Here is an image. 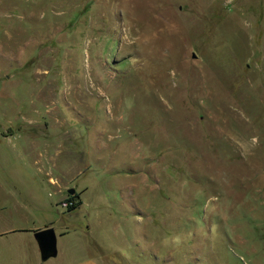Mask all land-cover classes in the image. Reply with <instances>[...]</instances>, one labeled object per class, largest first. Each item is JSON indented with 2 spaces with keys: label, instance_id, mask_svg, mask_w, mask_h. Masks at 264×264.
<instances>
[{
  "label": "rangeland",
  "instance_id": "374dc122",
  "mask_svg": "<svg viewBox=\"0 0 264 264\" xmlns=\"http://www.w3.org/2000/svg\"><path fill=\"white\" fill-rule=\"evenodd\" d=\"M0 156L104 264H264V0H0Z\"/></svg>",
  "mask_w": 264,
  "mask_h": 264
},
{
  "label": "crops",
  "instance_id": "0c3cea01",
  "mask_svg": "<svg viewBox=\"0 0 264 264\" xmlns=\"http://www.w3.org/2000/svg\"><path fill=\"white\" fill-rule=\"evenodd\" d=\"M26 157L14 156V159L21 162ZM7 160V156H0V264H104L98 256L89 252V244L85 239L75 243L64 240L77 228L59 226L60 231L57 233L59 210L54 208L50 192L46 197L40 194L46 187L42 189L33 184H13L12 173L21 171L10 174L6 170ZM50 170L41 168L36 172L44 177L45 182L56 187L54 193H59V181L52 177ZM23 173L27 178V170ZM45 227L55 230L57 255L42 261L34 232Z\"/></svg>",
  "mask_w": 264,
  "mask_h": 264
},
{
  "label": "water",
  "instance_id": "95a60500",
  "mask_svg": "<svg viewBox=\"0 0 264 264\" xmlns=\"http://www.w3.org/2000/svg\"><path fill=\"white\" fill-rule=\"evenodd\" d=\"M75 192L73 188L67 190L72 195ZM34 238L37 242L40 258L42 261L57 255L56 233L52 227H45L34 232Z\"/></svg>",
  "mask_w": 264,
  "mask_h": 264
},
{
  "label": "trees",
  "instance_id": "16d2710c",
  "mask_svg": "<svg viewBox=\"0 0 264 264\" xmlns=\"http://www.w3.org/2000/svg\"><path fill=\"white\" fill-rule=\"evenodd\" d=\"M67 201L71 202L70 206L67 208L68 210L75 209L79 204V200L77 199L76 194L69 195V198Z\"/></svg>",
  "mask_w": 264,
  "mask_h": 264
},
{
  "label": "built area",
  "instance_id": "2783aa9c",
  "mask_svg": "<svg viewBox=\"0 0 264 264\" xmlns=\"http://www.w3.org/2000/svg\"><path fill=\"white\" fill-rule=\"evenodd\" d=\"M70 204H71V202L70 201H67V200L61 203V205L64 206V207H67Z\"/></svg>",
  "mask_w": 264,
  "mask_h": 264
}]
</instances>
